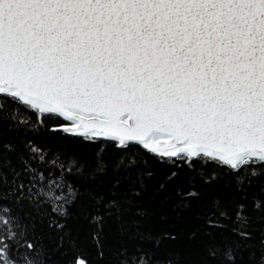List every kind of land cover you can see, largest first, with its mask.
I'll use <instances>...</instances> for the list:
<instances>
[{"label": "water", "instance_id": "water-1", "mask_svg": "<svg viewBox=\"0 0 264 264\" xmlns=\"http://www.w3.org/2000/svg\"><path fill=\"white\" fill-rule=\"evenodd\" d=\"M0 92L76 135L264 159V0H0Z\"/></svg>", "mask_w": 264, "mask_h": 264}, {"label": "trees", "instance_id": "trees-1", "mask_svg": "<svg viewBox=\"0 0 264 264\" xmlns=\"http://www.w3.org/2000/svg\"><path fill=\"white\" fill-rule=\"evenodd\" d=\"M0 92V264H264V159L62 130Z\"/></svg>", "mask_w": 264, "mask_h": 264}, {"label": "bare ground", "instance_id": "bare-ground-1", "mask_svg": "<svg viewBox=\"0 0 264 264\" xmlns=\"http://www.w3.org/2000/svg\"><path fill=\"white\" fill-rule=\"evenodd\" d=\"M143 145L151 148V149H155L158 150V148H160V143L154 141L152 138L148 139L147 141L142 142ZM169 153L172 151H168Z\"/></svg>", "mask_w": 264, "mask_h": 264}, {"label": "rangeland", "instance_id": "rangeland-1", "mask_svg": "<svg viewBox=\"0 0 264 264\" xmlns=\"http://www.w3.org/2000/svg\"><path fill=\"white\" fill-rule=\"evenodd\" d=\"M145 146V145H144ZM145 147H147V146H145ZM147 148H149V147H147ZM149 149H151V148H149ZM152 150H154V151H158V153H159V150H155V149H152ZM163 154H166V153H163Z\"/></svg>", "mask_w": 264, "mask_h": 264}]
</instances>
